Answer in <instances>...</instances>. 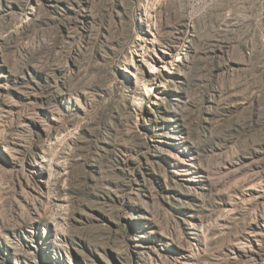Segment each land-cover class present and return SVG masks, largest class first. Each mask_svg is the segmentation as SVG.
<instances>
[{"label":"rangeland","instance_id":"rangeland-1","mask_svg":"<svg viewBox=\"0 0 264 264\" xmlns=\"http://www.w3.org/2000/svg\"><path fill=\"white\" fill-rule=\"evenodd\" d=\"M0 264H264V0H0Z\"/></svg>","mask_w":264,"mask_h":264}]
</instances>
